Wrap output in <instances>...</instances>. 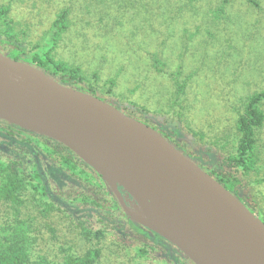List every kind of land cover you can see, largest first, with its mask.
Here are the masks:
<instances>
[{
    "label": "rangeland",
    "instance_id": "obj_1",
    "mask_svg": "<svg viewBox=\"0 0 264 264\" xmlns=\"http://www.w3.org/2000/svg\"><path fill=\"white\" fill-rule=\"evenodd\" d=\"M1 6H9L14 34L29 49L67 9L69 26L53 55L80 69L85 78L80 87L95 88L96 96L147 124H171L188 144L177 143L171 128L159 132L186 152L200 156L202 150L204 159L214 152L217 164L233 148L236 116L246 97L264 90V0H0ZM0 50L12 58L3 35ZM153 57L165 74L153 67ZM174 72L184 85L178 105L170 80ZM256 134L257 171L245 174L223 164L215 173L264 220V125ZM57 194L79 208L92 202V208L73 215L53 206L55 218L34 220L35 253L48 255L60 246L78 253L98 248L99 264H193L182 256L171 260L122 226L120 208L115 211L113 202L108 207L98 192L95 201L73 189ZM12 219L0 206V228ZM96 232H101L97 238Z\"/></svg>",
    "mask_w": 264,
    "mask_h": 264
},
{
    "label": "water",
    "instance_id": "obj_2",
    "mask_svg": "<svg viewBox=\"0 0 264 264\" xmlns=\"http://www.w3.org/2000/svg\"><path fill=\"white\" fill-rule=\"evenodd\" d=\"M0 121L53 140L193 264H264V221L150 125L0 50Z\"/></svg>",
    "mask_w": 264,
    "mask_h": 264
},
{
    "label": "trees",
    "instance_id": "obj_3",
    "mask_svg": "<svg viewBox=\"0 0 264 264\" xmlns=\"http://www.w3.org/2000/svg\"><path fill=\"white\" fill-rule=\"evenodd\" d=\"M8 12L9 6L0 7V37L1 35L5 36V42L11 48L12 58L35 65L61 83L85 91L80 87L85 79L80 69L56 60L53 55L61 35L69 26V11L67 9L61 10L49 30L30 49L14 34L13 22L9 18ZM153 67L158 73L165 74L156 57H153ZM174 73L170 75V80L176 89L174 92L175 105H178L180 96L184 94V85L179 83L181 82L179 80L180 73ZM93 78L96 79V75H93ZM107 83L110 88L113 87L115 78L108 80ZM85 92L96 95L97 90L89 87L88 91ZM263 106L264 90L254 92L246 97L242 110L236 116V140L231 152L219 164L216 163L215 153H209L208 163L213 170L221 168L223 164H228L245 174L257 171L259 156L256 133L264 125ZM117 107L119 108V106ZM161 127L167 130L171 128L175 134L178 133V130L171 124ZM32 179L34 182L31 184L28 179L9 170L5 164L0 162V206L11 211L13 216L10 222L5 223L0 228V264H99L101 254L98 248H91L84 253H78L72 247L60 246L48 255L42 251L35 253L34 245L38 239L33 229V221L53 219L57 216L58 211L46 202L45 194L38 184L37 177L33 175ZM215 179L238 197L233 191V186L228 185V181L223 177L217 174ZM29 213L32 216L26 215ZM26 217L28 218L25 219ZM100 234L101 232H96L93 237L97 238ZM154 240L158 241L157 237Z\"/></svg>",
    "mask_w": 264,
    "mask_h": 264
},
{
    "label": "flooded vegetation",
    "instance_id": "obj_4",
    "mask_svg": "<svg viewBox=\"0 0 264 264\" xmlns=\"http://www.w3.org/2000/svg\"><path fill=\"white\" fill-rule=\"evenodd\" d=\"M142 122L146 123L145 121ZM150 126L156 128V130L158 129V132L161 131L162 128L160 122L155 126ZM175 135L177 143L184 142L188 144V141H185L180 137L179 133ZM164 137L166 138V136ZM0 138H2L0 140V162L5 164L9 170L15 171L28 179L31 184L34 182L32 176L35 175L38 184L42 187V192L45 194V200L47 203L59 207L67 214L78 215L81 214L82 211H90L92 208L90 204L92 202L83 201V203L86 204V207L79 208L70 199H68V202L63 200L57 193L61 192L62 194H68L73 189L75 193L81 195L82 192V195L87 196V199L95 201L94 197H96V193L98 192L99 196L108 207H111L113 202L115 211L120 212L121 209H118V204L106 189L101 178L61 144L2 121H0ZM169 141L173 143L176 148L189 156L201 169L211 175L214 179L216 178L217 173H215V171H217L218 168L214 170L211 168L208 163L209 154H206L207 159H204L202 150L199 151L201 154L199 156L197 154L186 152L181 144H176L171 140ZM12 154L17 155L15 156L16 159ZM87 190H90V193L86 194ZM106 195L109 196L108 200ZM73 199L74 197L72 200ZM121 214L123 217L122 226L126 225L133 228L138 236L149 240L153 245L162 250L168 258L175 260V258L182 256L174 247L166 243L164 240L156 235L148 233L147 231L143 232L138 225L129 221L124 213L121 212ZM156 237L158 241L154 240Z\"/></svg>",
    "mask_w": 264,
    "mask_h": 264
}]
</instances>
